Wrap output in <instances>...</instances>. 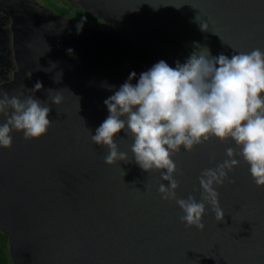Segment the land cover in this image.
Segmentation results:
<instances>
[{
  "label": "water",
  "instance_id": "1",
  "mask_svg": "<svg viewBox=\"0 0 264 264\" xmlns=\"http://www.w3.org/2000/svg\"><path fill=\"white\" fill-rule=\"evenodd\" d=\"M72 1L101 28L78 31L38 0L5 11L13 66L0 75V89L27 94L40 81L37 98L46 101L48 89L63 97L48 101L53 122L45 135L25 140L13 131L12 146L0 147V231L13 264H264V187L242 158L217 187L224 220L206 205L200 230L181 223L175 200L161 198L159 184L168 182L159 171L108 165L107 148L91 141L109 115L104 100L133 71L135 84L160 60L184 63L196 44L229 58L233 49L264 51V0ZM115 140L132 159V138L121 131ZM228 147L234 142L213 139L172 157L178 199L200 201L201 172L223 162Z\"/></svg>",
  "mask_w": 264,
  "mask_h": 264
},
{
  "label": "clouds",
  "instance_id": "2",
  "mask_svg": "<svg viewBox=\"0 0 264 264\" xmlns=\"http://www.w3.org/2000/svg\"><path fill=\"white\" fill-rule=\"evenodd\" d=\"M82 26L77 25L78 31ZM201 30L207 31V24H201ZM233 50L230 58L222 53L213 56L207 46L196 44L184 63L177 60L171 67L160 60L140 73L135 84L132 80L137 74L133 71L104 100L109 115L91 134L92 143L107 148L106 164L135 162L145 172L159 171L161 180L168 184L160 183L158 192L165 201L175 200L183 212L180 221L185 227L204 229L206 205L218 222L224 220L217 187L239 165L238 157L249 165L256 186L264 187V51ZM31 74L29 71L26 76L30 78ZM42 88V82L37 81L27 94L0 89V117L4 118L0 123V147L12 146L13 131L22 132L25 140L47 133L53 122L48 101L59 105L63 97L59 91L51 95L53 89H48V99L42 101L35 96ZM121 131L133 140L132 159L119 150L115 140ZM213 139L231 140L235 147L225 150L227 158L223 162L201 172L199 202L191 195L178 199L177 164L172 157L182 148L191 152Z\"/></svg>",
  "mask_w": 264,
  "mask_h": 264
},
{
  "label": "flooded vegetation",
  "instance_id": "3",
  "mask_svg": "<svg viewBox=\"0 0 264 264\" xmlns=\"http://www.w3.org/2000/svg\"><path fill=\"white\" fill-rule=\"evenodd\" d=\"M20 1L21 0H0V75L6 73L13 66L11 60V50L9 49V45L4 35L6 34L5 27H6V20L8 19V16L6 15L5 11L7 9H11L14 5H18ZM63 1H65L67 4H65L64 2H59V1L57 2L63 5L64 7H67L69 11L62 9L56 4L54 5V7H48L46 5L40 4L39 2L38 3L43 7H46L58 13L59 15L66 17L67 19L73 20L79 25L82 23L83 26L92 29L101 28L100 25V23L102 22L101 19L94 17L88 12H85L72 0H63ZM75 14L79 15L82 18L77 17ZM83 22H87V23H83Z\"/></svg>",
  "mask_w": 264,
  "mask_h": 264
},
{
  "label": "trees",
  "instance_id": "4",
  "mask_svg": "<svg viewBox=\"0 0 264 264\" xmlns=\"http://www.w3.org/2000/svg\"><path fill=\"white\" fill-rule=\"evenodd\" d=\"M0 264H13L12 257L7 248V234L2 231H0Z\"/></svg>",
  "mask_w": 264,
  "mask_h": 264
},
{
  "label": "rangeland",
  "instance_id": "5",
  "mask_svg": "<svg viewBox=\"0 0 264 264\" xmlns=\"http://www.w3.org/2000/svg\"><path fill=\"white\" fill-rule=\"evenodd\" d=\"M38 1L40 4L46 5L48 7H54L55 4L58 5V2H57L58 0H38Z\"/></svg>",
  "mask_w": 264,
  "mask_h": 264
}]
</instances>
